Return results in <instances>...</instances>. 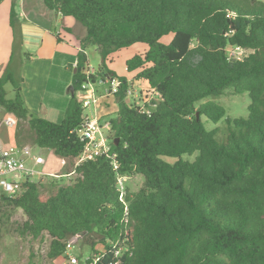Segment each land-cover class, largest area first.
Listing matches in <instances>:
<instances>
[{
  "label": "trees",
  "instance_id": "16d2710c",
  "mask_svg": "<svg viewBox=\"0 0 264 264\" xmlns=\"http://www.w3.org/2000/svg\"><path fill=\"white\" fill-rule=\"evenodd\" d=\"M43 3L85 28L72 69L74 92L59 122L35 116L25 105L22 77L8 64L0 76V106L18 124L27 122L35 146L72 163L83 150L77 130L84 109L77 91L84 82L117 77L118 108L108 118V143L118 168L97 156L75 167L68 184L50 181L55 190L49 194L41 192V180L24 182L13 197L3 194L0 207L20 208L26 216L15 231L32 239L45 235L49 259L61 256L73 236L90 247L115 240L123 229L116 178L140 174L137 190L126 185L133 254L123 264H264V0ZM13 18L12 7L11 24ZM169 34L171 41L162 42ZM135 43L147 49L127 59L125 67L158 94V101L146 105H153L149 113L126 100L131 81L107 66L111 54ZM90 45L101 65L86 73ZM231 45L251 52L237 60L228 56ZM7 82L13 85L12 99L6 98ZM227 88L249 94L248 116L227 118L219 135V128L206 130L201 116L217 122L225 109L201 101ZM194 153L192 160L182 157Z\"/></svg>",
  "mask_w": 264,
  "mask_h": 264
},
{
  "label": "rangeland",
  "instance_id": "374dc122",
  "mask_svg": "<svg viewBox=\"0 0 264 264\" xmlns=\"http://www.w3.org/2000/svg\"><path fill=\"white\" fill-rule=\"evenodd\" d=\"M74 23H76L77 27L75 28V32L78 34L81 29L85 30V28L78 23L73 17H69ZM14 21V20H13ZM172 39V35H166L161 38L162 42L169 43ZM140 46H146L144 43H135L129 47L122 48L118 51H116L112 56V61L110 63H107V66L113 65L114 68L121 73L119 76H125L128 74L125 67V60L128 58H125L127 55L131 56L130 54H136L139 50ZM16 55L18 54V49H15ZM88 67L90 70H96L101 65V57L96 50L95 46H89L88 49ZM13 66L16 65V69L11 66L13 69V74L16 77L21 76V64L17 63V59H14V62L12 64ZM87 67V68H88ZM72 70H67V73L59 72L57 69L53 71V76L51 77L50 86H44V95L43 102L45 104L50 102V98L52 99L51 94H54V90L52 89V86L54 84H58V82H63L62 88L64 92L59 93L57 95V103H55V106L62 107L63 102H68L69 99V91L67 90L70 86V83H68L66 86H64V82H69L72 77ZM115 72V71H114ZM116 73V72H115ZM60 74V76H59ZM117 74V73H116ZM124 74V75H123ZM118 75V74H117ZM22 77V76H21ZM131 78H129L130 80ZM141 81H136L134 84L131 83L130 88L132 90V93L135 94V88L137 90H140L142 93L139 95L141 99L143 100L142 96H148L150 97L147 99V103L149 101H158L159 97L158 94L154 91L147 90L146 84H142V81L146 83L145 80L140 79ZM131 81V80H130ZM23 84V81L21 82V85ZM143 85V87L141 86ZM108 86V84H95L93 87L97 91V94L101 95L104 93L105 88ZM6 90V98L12 99L14 97V90L13 85L9 82H7L5 85ZM142 89V90H141ZM77 96L79 95L76 94ZM67 97V100H66ZM103 98L105 96H102L100 98L101 103L103 102ZM109 100H114V95H109ZM134 99L129 95L127 96L126 100L128 102H131V100ZM140 99V100H141ZM116 100V98H115ZM138 100V99H137ZM214 101L217 104H220L225 109V115L218 120L217 122H212L209 120L206 116H201V121L206 128V130H212L215 128H219V135L223 134L227 126L226 119H234V118H247L248 116V106L250 104V97L249 94L244 91L241 93H234L232 88H227L224 93L217 95V96H211L208 97L201 102L205 101ZM66 109V108H65ZM38 109H34V111H30L31 114L35 116H41L44 118V109L43 113L38 114ZM85 113L89 112L88 109L84 110ZM116 111H112L108 115H106L105 118H113L115 116ZM8 114L4 111V109L0 106V138L3 140L5 145H30L33 152H36L40 154L45 160L46 164H39L36 165V168L41 171H51L55 172L57 171V175L65 174L59 178H56L54 176H47V175H39L36 180H41L43 183V187L41 186V192L43 194H49L50 192L54 191L55 188L50 187L48 184L50 181H53L54 183H57V185H66L68 184L74 177L75 173L69 174L68 172L73 169L72 164L70 162L66 163L64 166H60V157L56 156L52 151L48 149H41L33 144L32 140V132L29 130L27 122L22 121L21 123H17L14 127H7L3 124V119ZM104 116L102 117V121H104ZM109 120V119H108ZM105 132V135L108 139L112 138V133L106 129H103ZM196 153H194L191 156L188 155H182L183 159L190 158L191 160L194 158ZM169 162H174L175 158H166ZM73 162V161H72ZM61 167V168H60ZM143 182V176L140 174L134 175L132 178H130L126 185L129 186L131 191L137 190ZM0 215L2 222H0V264H66V258L62 254L61 256L55 258V259H49L46 255V253L42 252V249H45L46 246L49 244L48 238L44 235L43 237L39 239H32L29 236L23 237L20 236L16 231L15 227L18 226L21 222H23L26 218L23 211L20 208H5L0 207ZM8 218V220H6ZM83 251L89 252V247L85 246L83 248ZM73 253H77L75 250H72Z\"/></svg>",
  "mask_w": 264,
  "mask_h": 264
},
{
  "label": "crops",
  "instance_id": "0c3cea01",
  "mask_svg": "<svg viewBox=\"0 0 264 264\" xmlns=\"http://www.w3.org/2000/svg\"><path fill=\"white\" fill-rule=\"evenodd\" d=\"M12 7L14 21L11 24ZM76 27V23L69 16L62 17L56 11L48 9L44 5L43 0H1L0 2V76L8 64L16 69V65H12L16 58L17 63L21 64L22 95L26 107L31 111L37 108L38 114L43 113L44 109V118L52 122H59L62 119L71 93L67 89L69 91L68 102L64 101L62 107L55 106L57 95L64 92L62 88L63 82H58V84L52 86L55 92L50 96L52 99L50 98V102L45 104L42 97L44 95V86H50L53 71L56 69L64 74L67 73V70L70 71L76 66V54L80 49L79 41L85 34L83 29L77 34L75 32ZM88 47L85 48L87 57ZM16 48L18 49L17 55L15 53ZM139 49L142 50L137 53H143L146 51L147 46H140ZM113 54L110 55L107 63L112 61ZM130 55L125 58H130L134 54ZM109 69L121 75L113 65ZM74 71L75 69L71 71L72 74ZM135 74L136 72L134 71L128 72L126 75L128 80L131 78L130 83L134 84L136 81H141L140 79H134ZM71 80L67 83L64 82V86L68 83L71 85ZM142 84H146L147 89L145 91L149 90L151 94L153 90L149 88L148 83L142 81ZM143 85L141 86L143 87ZM135 91L134 95L136 96L134 98L138 99L137 101L140 104L149 103V101L147 103V99L150 97L144 95L142 100L139 96L142 92L136 88ZM108 97L105 96L103 98L101 107L97 109V113L102 114L104 120H108V118H105L106 115L114 110L117 111L118 108L115 98L114 100H109Z\"/></svg>",
  "mask_w": 264,
  "mask_h": 264
},
{
  "label": "built area",
  "instance_id": "2783aa9c",
  "mask_svg": "<svg viewBox=\"0 0 264 264\" xmlns=\"http://www.w3.org/2000/svg\"><path fill=\"white\" fill-rule=\"evenodd\" d=\"M251 52L250 49L240 45H231L227 47L229 57L237 60H243ZM94 70L86 69V73H93ZM95 84H108L104 93L99 95L93 87ZM120 81L115 76L100 79L96 83L90 81L81 84L80 89L76 94L82 108L88 109L89 112L83 115V121L80 128L77 130L80 141L83 143V150L78 157L73 159V169L68 173H75L74 168L83 161L92 159L97 156H105L111 160L113 169L118 168V163L115 160V154L110 153V145L108 138L103 129L110 131L109 120L102 121V114L97 113V109L101 107L102 96L115 95L119 91ZM133 96L131 88L127 89V96ZM142 112L149 113L150 107L153 105L140 104L136 98L132 99ZM3 124L9 128L17 125V120L14 116L8 114L3 119ZM68 160L61 158L60 164L64 166ZM46 164V160L38 153L33 152L30 145H5L0 138V197L4 194L8 197H13L18 194L23 188V183L33 181L39 175H47L61 177L65 174L57 175L55 172L41 171L36 168V165ZM130 179L127 175H119L116 178V190L118 199L123 204L122 221L123 229L115 240L106 239L104 242L96 243L94 247H90L81 241L79 236H73L65 241V250L63 255L66 258V264H123L125 257L133 254V246L130 242L132 233V221L130 220L128 203L125 200L126 184ZM49 246V244H48ZM48 246L42 249L43 253L47 254ZM85 246L89 247V252L83 251ZM75 250L77 253H73Z\"/></svg>",
  "mask_w": 264,
  "mask_h": 264
},
{
  "label": "water",
  "instance_id": "95a60500",
  "mask_svg": "<svg viewBox=\"0 0 264 264\" xmlns=\"http://www.w3.org/2000/svg\"><path fill=\"white\" fill-rule=\"evenodd\" d=\"M68 89L70 90V93L73 94L74 90H73L72 85H70V86L68 87ZM198 116H199V113L196 112V117L198 118ZM115 140H117V138H116Z\"/></svg>",
  "mask_w": 264,
  "mask_h": 264
}]
</instances>
